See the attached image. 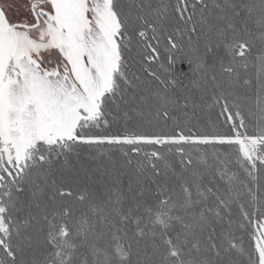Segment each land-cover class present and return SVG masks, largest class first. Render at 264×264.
I'll return each mask as SVG.
<instances>
[{"label": "snow or ice", "instance_id": "6c2138e0", "mask_svg": "<svg viewBox=\"0 0 264 264\" xmlns=\"http://www.w3.org/2000/svg\"><path fill=\"white\" fill-rule=\"evenodd\" d=\"M0 264H264V0H0Z\"/></svg>", "mask_w": 264, "mask_h": 264}]
</instances>
